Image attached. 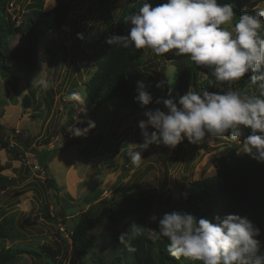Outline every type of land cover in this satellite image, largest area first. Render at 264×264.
<instances>
[{
  "label": "rangeland",
  "instance_id": "374dc122",
  "mask_svg": "<svg viewBox=\"0 0 264 264\" xmlns=\"http://www.w3.org/2000/svg\"><path fill=\"white\" fill-rule=\"evenodd\" d=\"M34 1L10 0L7 11L11 13V21L15 25L21 22L23 13ZM72 1L76 8L69 22L61 30H50L41 37L38 65L31 78L21 76L19 79H8L0 76V122L9 127L5 135L11 142L23 139L28 143V151L19 157L0 153V162L4 163L6 169L2 175L16 179L15 184L0 193V210H5L7 216L11 217L13 235L12 238L0 240V247L16 245L52 248L58 251L56 259L62 264H69L70 261L79 264L70 238L76 217L86 211L91 203L98 212L104 207L114 209L118 203H122L123 191L150 187L160 190V200L148 216L151 234L159 236L158 222H152L149 217L153 213L162 216L166 212L187 211L184 194L188 182L216 174L212 158L226 154L228 141L206 138L201 144L193 145L185 140L175 149L153 145L143 153L141 166H132L128 148L129 143L138 144L143 141L140 123H135L133 117H130V111L121 109L116 99L105 100L96 107L85 95V83L96 69L98 42L115 35L116 26L104 23L96 8L97 0ZM129 2L110 0L115 17L120 15ZM55 5L56 0H44L45 10ZM260 9H264V0H249L242 12L254 14ZM238 18H234L233 24ZM75 19H79L76 30L73 25ZM225 27L231 30L232 25ZM79 31H83L84 38L78 42L79 52L74 57L73 37ZM10 43L12 47L19 48L20 34L12 36ZM158 58L151 50H144L139 79L157 75L165 65L168 83L171 80L169 85L174 86L175 65L169 60L166 63L162 60L159 62ZM201 77H205L203 72ZM39 81H47L48 87H42ZM189 88L199 91L197 87L189 86L179 95L186 93ZM228 88L229 85L225 84L222 90ZM231 88L251 89V84L244 86L239 80L232 83ZM18 89L32 95L34 103L31 108L22 107ZM73 92L84 97L83 105L74 106V101L65 99ZM10 96L13 103L19 104L15 110L9 108ZM45 96L54 101L50 111ZM81 109H86V113ZM78 117L91 119L97 125L86 137H74L67 132V127L74 124ZM144 123L147 124V121ZM76 126L83 128L86 124ZM149 127L148 133L151 135L155 130ZM45 142L49 144L44 145ZM235 143L237 150L242 153V138ZM37 151L44 153L36 159ZM193 153H196L195 157L189 168H186V162ZM13 159L20 160L21 166H14ZM37 163L47 166L48 176L56 182L54 186L48 184L43 169L37 171L33 167ZM27 169H30V173H27ZM46 204H49L52 214H56V221H49L42 215ZM128 226L125 219L116 223L106 220L97 226L95 232L104 240L113 233L125 232ZM87 263L93 264L90 260ZM15 264L47 263L43 258L25 254L20 255Z\"/></svg>",
  "mask_w": 264,
  "mask_h": 264
},
{
  "label": "trees",
  "instance_id": "16d2710c",
  "mask_svg": "<svg viewBox=\"0 0 264 264\" xmlns=\"http://www.w3.org/2000/svg\"><path fill=\"white\" fill-rule=\"evenodd\" d=\"M149 2L155 7L166 3L167 0H149ZM218 2L231 3L236 17H239L249 0H218ZM9 3L10 0H0V76L8 79H19L23 76L30 79L37 69L41 37L50 30H61L71 19L76 6L72 0H56L53 8L45 10L44 0H36L28 5L21 22L15 25L11 21V13L7 11ZM143 3L144 0H130L118 17H115L110 0H97L96 8L104 23L116 26L115 35H127L131 25L126 23V18L136 12ZM78 24L79 19H75L73 22L75 30ZM17 34L21 36L19 48L12 47L10 43L11 37ZM81 34L84 38L83 31L77 32L73 37L74 57L79 52L77 47L78 42L82 40L79 38ZM261 35L264 36V28L261 29ZM98 45L96 69L85 83V95L96 107L105 100L116 99L121 109L130 111V117H133L135 123L147 121L144 112L149 108L162 107L153 103L148 108H141L134 99L138 80H143L149 85L148 90L153 95L154 101L156 98L164 97L177 102L180 97L179 92H185L189 86H195L199 91L207 89L212 92L222 90L224 86H216L211 69L199 67L189 58L176 56L174 52L158 56L159 62L162 60L166 63L169 60L175 65L174 86L171 87L168 83L167 74L164 71L165 65L157 75H148L145 79H139V68L144 62V50L112 46L104 39L99 40ZM202 72L205 74L204 78L201 77ZM161 80L166 82L163 90L156 87V83ZM241 82L244 86L251 84V89L241 88L239 91L249 95L259 94L258 83L251 81V73L242 78ZM30 96L33 100L32 95ZM44 98L50 111L54 101L46 96ZM3 103L6 104L5 101ZM148 129H150L149 126L147 131ZM249 131L245 130V135ZM48 142L44 145L49 144ZM236 145L228 139L226 154L212 158V163L217 169L215 175L188 182L186 209L198 219L209 218L213 222L216 216L223 218L228 214L248 218L262 230V234L257 239L261 242V254H264V163L258 162L243 152L238 155ZM26 146L28 143H25L23 139L12 146L11 140L5 135V126L0 123V151L6 150L10 155L19 157L28 151ZM43 153L44 151H37L36 158L42 157ZM45 162L46 160L43 163ZM38 165L45 170L48 184L54 186L56 182L48 176L47 166ZM2 169L3 166L0 164V172ZM27 173H30V169H27ZM15 181L14 177H7L0 173V193L9 185L15 184ZM122 196V203H118L114 209L104 207L98 212L95 205L91 203L86 211L76 217L70 238L73 253L79 264H88V260L93 264H201L199 261L187 258L182 263L183 257L177 260L169 254L167 250L169 241L166 238L151 234L148 216L160 200L161 192L158 188L123 191ZM62 209L63 207L60 206V210ZM110 210L112 212H109ZM42 215L49 221L57 220L56 214L53 215L50 211L49 204L45 205ZM122 219H125L129 225L125 232L113 233L104 240L96 234L97 226L106 220L116 223ZM11 222L12 219L7 216L6 211L0 210V240L13 237ZM137 229L142 231V235L134 238L133 234ZM121 236L124 237L123 240L120 239ZM25 254L43 258L47 264H62L56 259L57 250L44 246L19 247L16 245L0 247V264H15L18 257ZM69 264L73 262L70 261Z\"/></svg>",
  "mask_w": 264,
  "mask_h": 264
},
{
  "label": "clouds",
  "instance_id": "9594fccd",
  "mask_svg": "<svg viewBox=\"0 0 264 264\" xmlns=\"http://www.w3.org/2000/svg\"><path fill=\"white\" fill-rule=\"evenodd\" d=\"M235 17L233 5L218 0H167L155 7L144 0L126 18L131 25L128 34L107 38L106 43L112 46L151 50L157 56L174 52L187 57L195 65L211 69L217 87L229 85L228 90L216 92L189 88L177 102L164 97L154 101L149 85L138 80L134 99L141 108L153 103L163 107L144 112L147 124L142 121L139 125L143 141L129 143L132 166L139 168L143 153L153 145L175 149L185 140L199 145L206 138L233 142L242 138L243 154L264 163V9L254 14L243 11L233 24ZM226 25H232L231 30ZM79 38L83 39L82 34ZM249 73L251 81L258 83V95L231 88L232 83ZM39 83L48 87L47 81ZM165 84L161 80L156 87L163 90ZM65 99L74 101V106L85 103L78 92ZM81 111L86 113V109ZM77 124L86 126L81 128ZM149 125L155 130L151 135L147 131ZM96 127L95 121L78 117L67 132L74 137H86ZM245 130H250L247 135ZM184 196L187 198L186 193ZM149 219L158 222V235L169 241L167 250L177 260L183 257L201 264H264L261 242L257 239L262 230L246 217L228 214L223 218L216 216L213 222L209 218L198 219L187 211H172L162 216L153 213ZM139 235L142 231L137 229L133 237Z\"/></svg>",
  "mask_w": 264,
  "mask_h": 264
},
{
  "label": "water",
  "instance_id": "95a60500",
  "mask_svg": "<svg viewBox=\"0 0 264 264\" xmlns=\"http://www.w3.org/2000/svg\"><path fill=\"white\" fill-rule=\"evenodd\" d=\"M18 95H19L20 99H22V107H24L25 109H29L32 107L33 100L28 93H25L21 89H18ZM70 110L73 112L72 109H70ZM195 154L196 153H193L192 156L186 162V168H189L191 162L193 161V159L195 157Z\"/></svg>",
  "mask_w": 264,
  "mask_h": 264
},
{
  "label": "crops",
  "instance_id": "0c3cea01",
  "mask_svg": "<svg viewBox=\"0 0 264 264\" xmlns=\"http://www.w3.org/2000/svg\"><path fill=\"white\" fill-rule=\"evenodd\" d=\"M10 89H11V88H10ZM25 93H27V92H25ZM11 98H12V96H10V97L8 98V100L10 101V103H9V108H13V109H14V108H15V109L18 108V105H19L18 102H14V103H13V101L11 100ZM5 105H7V104H5ZM15 109H14V110H15ZM7 112H10V111H7ZM2 119H3V118H2ZM0 123L3 124V125L5 126V130L7 131V129L9 128V127L7 126V124L4 123V122H0ZM30 125H32V124H30ZM6 136H7V135H6ZM39 150H40V149H39ZM41 150H43V149H41ZM1 152H4L5 155H8V154H9L6 150H1L0 153H1ZM1 154H2V153H1ZM6 158H7V157H6ZM36 159H37V158H36ZM12 163H13V165L16 166V167H20V166H21V161H20V160H16V159L14 160V159H13V160H12ZM0 164H1L2 166H4V163H3L2 161L0 162ZM4 170H6L5 167H3L2 171H4ZM2 171L0 172L1 174H2Z\"/></svg>",
  "mask_w": 264,
  "mask_h": 264
},
{
  "label": "built area",
  "instance_id": "2783aa9c",
  "mask_svg": "<svg viewBox=\"0 0 264 264\" xmlns=\"http://www.w3.org/2000/svg\"><path fill=\"white\" fill-rule=\"evenodd\" d=\"M19 132V130H17V133ZM16 144V142H12V146H14ZM33 166V165H32ZM33 167H35V169H37V171L38 170H42L43 168L42 167H40L39 165H38V163H37V165H34ZM43 172H44V174H45V170L43 169Z\"/></svg>",
  "mask_w": 264,
  "mask_h": 264
}]
</instances>
